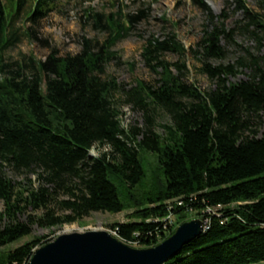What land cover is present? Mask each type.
I'll list each match as a JSON object with an SVG mask.
<instances>
[{
	"label": "trees",
	"instance_id": "16d2710c",
	"mask_svg": "<svg viewBox=\"0 0 264 264\" xmlns=\"http://www.w3.org/2000/svg\"><path fill=\"white\" fill-rule=\"evenodd\" d=\"M232 2L241 19L227 29L225 11L215 15L205 0H191L207 17L201 38L189 51L200 63L199 71L215 84L201 91L185 81L184 62L163 58L186 52L173 33L148 39L142 51L146 66L159 76L156 85L136 81L126 89L114 77H100L105 65L118 59L113 46L147 17L146 4L132 13L87 9L86 19L107 33L101 45L83 39L76 54L58 57L52 52L45 61L28 56L13 68L4 62V53L22 35L15 25L19 15L36 23L55 0H0V249L30 235L33 224L51 228L92 212H122L117 183L130 194L141 186L140 153L145 151L158 155L163 176L155 194L148 195L156 207L141 213L140 221L111 225L119 239L155 246L188 212H195L204 231L165 264H264V54L245 49V57L234 64H212L225 58L222 41L234 43L237 32L253 36L261 48L264 0H256L260 13L244 0ZM238 68L249 71L246 79L229 82ZM116 92L124 104L143 113V129L121 125ZM157 110L170 119L163 126L164 138L153 130ZM94 147L99 152L90 156ZM6 168L18 175L36 174L38 186L26 177L29 187L18 189ZM145 190L143 199L150 191ZM28 209L42 211L41 216L28 214L21 220ZM150 214L157 221H146ZM169 214L172 225L162 221ZM40 245V239H32L0 253V264H29Z\"/></svg>",
	"mask_w": 264,
	"mask_h": 264
},
{
	"label": "rangeland",
	"instance_id": "374dc122",
	"mask_svg": "<svg viewBox=\"0 0 264 264\" xmlns=\"http://www.w3.org/2000/svg\"><path fill=\"white\" fill-rule=\"evenodd\" d=\"M233 0H205L206 5L215 15L226 12L227 20L225 27L227 29L234 28L235 24L241 19L240 12H234ZM246 6L253 12L260 13L256 0H244ZM28 4V3H27ZM146 4V5H145ZM141 5L145 10L143 13L146 18L133 24L130 35L113 46L112 51L116 53L118 59L109 61L105 65L104 71L100 74L102 79L114 77L116 81L123 84L126 89L136 85V81H142L151 86L156 85L159 76L152 72L146 66L142 51L146 41L152 37L163 38L170 33L176 35L177 40L184 45L186 52L183 56L174 53H166L163 58L169 63L184 62L187 66V75L185 81L192 83L201 91H209L215 88L213 81L199 71L200 63L193 57L189 49H194L197 42L202 36L206 25V11L194 6L191 0H55V4L50 12L39 18L35 23L24 20V15H19L16 26L20 27V40L15 46L7 49L4 53V62L13 65L21 62L28 56L34 57L36 60L45 61L47 56L55 52L58 57L73 55L81 51L83 39L93 41L98 47L107 37V33L93 27L91 21L86 19L85 11L91 9L96 13L108 15L122 9L123 13L136 12ZM31 7V6H30ZM32 9H34L32 5ZM165 17L167 22L162 18ZM226 48V56L220 61H212L213 65L234 64L240 56H244V50L247 49L252 54H264V43L257 50L256 39L248 33L237 32L234 35V43L226 44L222 41ZM245 57V56H244ZM235 75L229 76L228 81L236 83L246 79L249 72L246 68H238ZM175 72L174 68L172 69ZM115 99L118 100L119 119L124 128L130 127L144 128L145 120L143 113L136 110L130 104H124L121 99L120 92H116ZM153 130L162 138L165 136L163 126L170 124L169 117L161 110L153 113ZM142 138L141 135L137 140ZM107 148H104L106 150ZM98 148L94 147L90 151V156L98 154ZM158 155L155 153L142 151L140 160L144 166V179L141 186L133 191L126 192L120 187L121 182H116L120 191L121 199L124 207L122 212L111 214L107 212H92L89 216L75 221L70 224H62L56 227L46 228L37 224L31 226V234L25 236L11 244L0 249L3 255L8 250L17 247L32 239H40L41 244L53 241L58 235L62 234L66 226L73 227V231L87 230H105L117 236L111 229V225L115 223H127L131 221L142 220L141 213L150 211L156 206L150 204L148 195L156 192L155 184L163 183V176L159 167ZM5 173L9 176L18 189L29 187L26 177L31 178L33 187L38 186L36 174L25 176L23 174H14L9 168L5 169ZM154 182L149 187L151 181ZM156 181V183H155ZM148 187L149 193L147 198H142V192ZM142 203L137 205L136 201ZM3 210V203L0 201V213ZM42 211H33L28 209L26 215L21 216V220H26L28 214L33 217L41 216ZM195 212H188L184 221L196 218ZM199 217V216H198ZM146 221H157L153 214L148 215ZM168 224L170 221H167ZM2 224L0 223V228ZM118 238V236H117ZM130 245V244H129ZM41 246V245H40ZM133 246V245H131ZM134 247H137L134 245ZM139 248V247H138Z\"/></svg>",
	"mask_w": 264,
	"mask_h": 264
},
{
	"label": "water",
	"instance_id": "95a60500",
	"mask_svg": "<svg viewBox=\"0 0 264 264\" xmlns=\"http://www.w3.org/2000/svg\"><path fill=\"white\" fill-rule=\"evenodd\" d=\"M203 231L204 221L193 218L157 245L139 248L105 230L62 233L37 247L29 264H165Z\"/></svg>",
	"mask_w": 264,
	"mask_h": 264
},
{
	"label": "bare ground",
	"instance_id": "6f19581e",
	"mask_svg": "<svg viewBox=\"0 0 264 264\" xmlns=\"http://www.w3.org/2000/svg\"><path fill=\"white\" fill-rule=\"evenodd\" d=\"M171 222H172V221H170V223H171ZM170 225H172V224H170ZM73 227H75V226H73ZM73 227L66 226V227L64 228V230H63L62 233H69V232H72Z\"/></svg>",
	"mask_w": 264,
	"mask_h": 264
},
{
	"label": "built area",
	"instance_id": "2783aa9c",
	"mask_svg": "<svg viewBox=\"0 0 264 264\" xmlns=\"http://www.w3.org/2000/svg\"><path fill=\"white\" fill-rule=\"evenodd\" d=\"M162 221H163V222H166V224H167V221H172V219H171V215L169 214V215L166 216ZM164 226H165V228H167V225H164ZM133 245L136 246V244H133Z\"/></svg>",
	"mask_w": 264,
	"mask_h": 264
}]
</instances>
